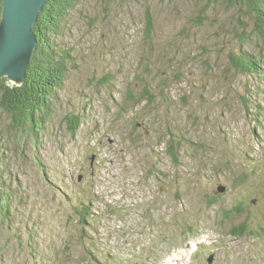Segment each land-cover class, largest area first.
I'll list each match as a JSON object with an SVG mask.
<instances>
[{"label":"rangeland","instance_id":"obj_1","mask_svg":"<svg viewBox=\"0 0 264 264\" xmlns=\"http://www.w3.org/2000/svg\"><path fill=\"white\" fill-rule=\"evenodd\" d=\"M75 4L37 37L69 52L37 136L0 109V264H264L255 18L221 0Z\"/></svg>","mask_w":264,"mask_h":264},{"label":"trees","instance_id":"obj_2","mask_svg":"<svg viewBox=\"0 0 264 264\" xmlns=\"http://www.w3.org/2000/svg\"><path fill=\"white\" fill-rule=\"evenodd\" d=\"M87 1L92 3V0H50L45 9L41 12L37 24L34 26L33 32L41 41L42 31L51 30L56 36H61L62 25L68 20L65 16L75 10V3ZM104 3L109 0H102ZM227 3L230 7L238 6L248 11L250 16L255 18L257 37L264 44V2L263 0H221ZM1 1H0V14H1ZM147 28L151 27L152 18L147 14ZM43 31V33H44ZM254 35V34H253ZM249 37H246L248 39ZM251 38V37H250ZM45 39V38H44ZM42 42L37 46L34 51L29 66L26 71V81L22 86H12L6 82V78L0 79V109L7 113L11 119L12 128L15 135L17 133H25L28 128L36 137L38 131H34L37 127L43 126L45 116H49L50 102L54 92L63 85L66 79L68 66L65 58L69 56V52L65 53L57 46L46 50L42 48ZM51 46V45H50ZM234 58V57H233ZM243 55L236 58L239 68L242 71L252 72L259 74L263 69L259 68L258 62L247 63ZM67 66V67H66ZM264 75V74H262ZM148 94V91H146ZM149 97V98H148ZM145 101L151 102L152 95L149 94ZM140 100L139 103H143ZM68 130L73 134L77 132L80 125V118L75 116H67L66 118ZM47 120V118H46ZM45 122V123H44ZM41 126V127H42ZM6 134V132H5ZM17 142V140H16ZM36 144V142H35ZM2 190V188H0ZM0 190V217L4 214V205L7 206V211L10 212L11 194L6 197L2 195ZM3 202V203H2ZM89 207H84L79 211L80 224L87 225L91 219ZM84 228V227H83ZM84 229H82V232Z\"/></svg>","mask_w":264,"mask_h":264},{"label":"water","instance_id":"obj_3","mask_svg":"<svg viewBox=\"0 0 264 264\" xmlns=\"http://www.w3.org/2000/svg\"><path fill=\"white\" fill-rule=\"evenodd\" d=\"M49 0H2L0 79L12 86L26 81L27 66L37 48L33 27ZM221 190V188L219 189Z\"/></svg>","mask_w":264,"mask_h":264}]
</instances>
